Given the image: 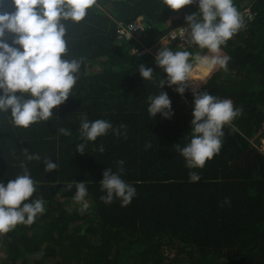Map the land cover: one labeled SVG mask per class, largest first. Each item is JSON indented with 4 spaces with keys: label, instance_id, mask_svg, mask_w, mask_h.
<instances>
[{
    "label": "trees",
    "instance_id": "1",
    "mask_svg": "<svg viewBox=\"0 0 264 264\" xmlns=\"http://www.w3.org/2000/svg\"><path fill=\"white\" fill-rule=\"evenodd\" d=\"M234 4L244 26L221 46L227 67L217 68L197 91L230 98L243 112L224 126L219 153L193 169L176 147L190 141L193 88L181 96L175 85H165L174 115L150 116L147 97L159 94L166 74L144 50L185 24L197 5L172 10L161 0H97L83 20L62 21V58L81 61L68 99L48 121L27 128L0 112V179L6 185L25 164L36 187L30 199L45 202L32 224L0 234V264H264V153L256 146L264 139V0ZM0 10L15 9L5 0ZM134 21L145 24L144 36L123 37L121 25ZM169 47L207 52L176 42ZM140 63L153 69L152 80L140 76ZM85 116L126 128L85 142L78 131ZM60 127L71 135L59 134ZM81 143L84 153L76 152ZM25 149L41 160L27 161ZM46 158L58 168L46 173ZM108 167L136 189L127 206L100 199ZM190 172L200 180L190 182ZM76 181L87 187L90 206L83 214L72 199Z\"/></svg>",
    "mask_w": 264,
    "mask_h": 264
},
{
    "label": "clouds",
    "instance_id": "2",
    "mask_svg": "<svg viewBox=\"0 0 264 264\" xmlns=\"http://www.w3.org/2000/svg\"><path fill=\"white\" fill-rule=\"evenodd\" d=\"M96 2L11 0L14 11L0 10V112H10L15 126L27 128L35 122L48 121L53 116V109L70 96V90L78 79L81 61L62 58L66 53V25L62 21L83 20L87 10ZM4 3L5 0H0V9ZM161 3L172 10L196 4L198 11L185 15L187 28L170 29L152 45L153 48L162 46L157 54L147 51L155 55L156 65L166 74L158 82L159 94L147 97L148 113L152 117L159 113L170 119L174 115L171 100L161 89L165 85H175V91L183 96L188 85L191 86L194 99L190 141L183 147L179 144L176 147L185 158L187 168H203L206 161L219 153L224 126L231 125L243 109L234 107L230 98L221 99L207 91L197 90L217 68L227 67L229 57L221 54V46L244 26V18L234 0H161ZM167 34L168 40L164 42ZM178 37L185 42L176 44L196 45L201 50L207 49V52L173 51L169 44H173ZM138 72L144 80L153 79V69L145 64H139ZM191 81L199 83L194 87ZM120 128H126V125L113 128L107 120H89L85 116L78 131L81 139L88 142L107 134L110 129L120 135ZM58 133L70 136L71 130L60 127ZM256 146L264 153V139ZM76 149V152L84 153L85 144H78ZM24 155L27 161L41 160L38 154L27 149ZM118 163L122 165L123 161ZM43 165L46 173L58 168V163L47 158ZM21 167L23 174L8 180L6 185L0 179V234L8 233L18 224H32L36 216L45 211L43 199H30L36 191L35 182L27 166L22 163ZM102 175L100 188L106 194L100 199L105 204L111 203L114 198L119 199L122 207L127 206L136 194L135 187L109 167ZM189 180L198 182L200 176L190 172ZM68 188L71 189L72 184ZM75 188L72 199L83 214L90 206L85 199L88 194L86 183L76 181ZM229 202L227 198L224 201L225 204Z\"/></svg>",
    "mask_w": 264,
    "mask_h": 264
},
{
    "label": "built area",
    "instance_id": "3",
    "mask_svg": "<svg viewBox=\"0 0 264 264\" xmlns=\"http://www.w3.org/2000/svg\"><path fill=\"white\" fill-rule=\"evenodd\" d=\"M181 27L187 28L188 26H187V24H183V25H179V26L172 28V29L181 28ZM145 30H146V27H145L144 23H142L141 21H134V22H131L127 25H121L120 32L123 35V37H125V38H131V37L141 38L144 36L143 32H145ZM166 37L168 39V34ZM173 41L178 42V43L185 42L184 40L180 39L179 37Z\"/></svg>",
    "mask_w": 264,
    "mask_h": 264
},
{
    "label": "rangeland",
    "instance_id": "4",
    "mask_svg": "<svg viewBox=\"0 0 264 264\" xmlns=\"http://www.w3.org/2000/svg\"><path fill=\"white\" fill-rule=\"evenodd\" d=\"M167 38H165V39H163V41L164 42H167ZM160 48V47H159ZM159 48L158 47H155V48H153V46H150V47H148L146 50H144V51H151V52H153L154 54H157V52H158V50H159ZM193 84V83H192ZM194 85V84H193ZM194 87H196V86H194ZM167 252L169 253L170 251L167 249ZM171 255H173V251H171V253H170Z\"/></svg>",
    "mask_w": 264,
    "mask_h": 264
}]
</instances>
